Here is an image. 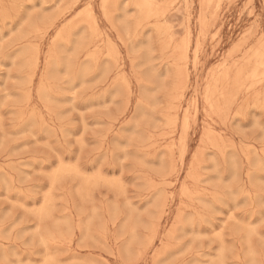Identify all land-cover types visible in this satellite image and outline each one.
<instances>
[{"label":"rangeland","instance_id":"374dc122","mask_svg":"<svg viewBox=\"0 0 264 264\" xmlns=\"http://www.w3.org/2000/svg\"><path fill=\"white\" fill-rule=\"evenodd\" d=\"M52 1L0 0V264H264V0Z\"/></svg>","mask_w":264,"mask_h":264},{"label":"bare ground","instance_id":"6f19581e","mask_svg":"<svg viewBox=\"0 0 264 264\" xmlns=\"http://www.w3.org/2000/svg\"><path fill=\"white\" fill-rule=\"evenodd\" d=\"M16 1H17V0H16ZM74 1H75V0H74ZM78 1H79V0H78ZM90 1H91V0H90ZM100 1H101V0H100ZM105 1H106V0H105ZM118 1H119V0H118ZM126 1H127V0H126ZM190 1H191V0H190ZM199 1H200V0H199ZM207 1H210V0H207ZM211 1H212V0H211ZM217 1H218V0H217ZM217 1H216V3H217ZM228 1H229V0H228ZM14 2H15V1H14ZM20 2H21V0H20ZM52 2H54V0H53ZM201 2H202V1H201ZM203 2H204V1H203ZM220 2H221V1H220ZM222 2H223V1H222ZM230 2H234V0H233V1L230 0ZM247 2H248V1H247ZM252 2H253V1H252ZM76 3H78V2L76 1ZM100 3H101V2H100ZM109 3H110V1H109ZM123 3H124V2H123ZM131 3H133V2H131ZM190 3H191V2H190ZM210 3H211V2H210ZM213 3H214V2H213ZM250 3H251V1H250ZM8 4H9V3H8ZM20 4H21V3H20ZM51 4H52V3H51ZM154 4H155V3H154ZM187 4H188V3L186 2V5H187ZM192 4H193V3H192ZM208 4H209V3H208ZM246 4H248V3H246ZM1 5H2V4H1ZM9 5H10V4H9ZM100 5H101V4H100ZM200 5H201V4H200ZM220 5H221V4H220ZM10 6H11V5H10ZM12 6H13V5H12ZM12 6H11V7H12ZM131 6H132V5H131ZM187 6H188V5H187ZM203 6H204V4H203ZM205 6H206V5H205ZM205 6H204V7H205ZM228 6H229V5H228ZM0 7H1V6H0ZM18 7H20V6H17V8H18ZM66 7H67V10H68V6H67V5H66ZM66 7H65L64 9H66ZM72 7H73V6H72ZM72 7H71V8H72ZM101 7H102V5H101ZM108 7H109V6H108ZM113 7H114V5H113ZM133 7H134V6H133ZM155 7H156V6H155ZM155 7H154V8H155ZM201 7H202V5H201ZM204 7H203V8H204ZM214 7H215V4H214ZM13 8H14V10H13ZM102 8H103V7H102ZM102 8H101V10H102ZM135 8H136V7H135ZM191 8H192V5H191ZM3 9H4V8H3ZM72 9H73V8H72ZM72 9H69V10H72ZM115 9H116V8H115ZM136 9H137V8H136ZM136 9H135V10H136ZM201 9H202V8H201ZM204 9H206V7H205ZM204 9H202V11H203ZM210 9H212V7H211ZM210 9H209V10H210ZM215 9H216V8H215ZM12 10L16 13V8H15L14 6L12 7ZM12 10H11V12H12ZM18 10H19V9H18ZM158 10L160 11V8H159ZM161 10H162V9H161ZM206 10H207V9H206ZM3 11H4V10H3ZM61 11H64V10H60V11H59L60 13L63 14V12H61ZM90 11H92V10H90ZM185 11H186V8H185ZM188 11H189V10H188ZM202 11H201V12H202ZM211 11H214V8H213V10H211ZM211 11H210L211 14H214V13H215V12H211ZM219 11H220V10H219ZM219 11H218V12H219ZM6 12H7V11L5 10L4 13H6ZM14 12H12V13H14ZM65 12H66V10H65ZM98 12H99V11H98ZM104 12H105V9H104ZM114 12H115V11H114ZM114 12H112V13H114ZM163 12H164V11H163ZM203 12H205V10H204ZM218 12H217L216 14H218ZM251 12H252V11H251ZM253 12H254V10H253ZM17 13H18V12H17ZM17 13H16V14H17ZM112 13H111V14H112ZM138 13H139V11H138ZM138 13H137V14H138ZM165 13H166V12H165ZM205 13H206V12H205ZM1 14H2V13L0 12V16H1ZM9 14H10V13H7V15H9ZM111 14H110V19H112V15H111ZM188 14H189V13H188ZM208 14H209V13H208ZM252 14H253V13H252ZM2 15H3V14H2ZM60 15H61V14H59V15H57V16H60ZM83 15H84V14H83ZM108 15H109V14H108ZM152 15H153V14H152ZM202 15H203V14H201V16H202ZM250 15H251V13H250ZM4 16H6V15L4 14ZM17 16H18V14H17ZM93 16H94V14H93ZM103 16H105V15L103 14ZM199 16H200V14H199ZM248 16H249V14H248ZM2 17H3V16H2ZM202 17H203V16H202ZM205 17H206V16H205ZM240 17H241V16H240ZM57 18L60 19V17H57ZM158 18H159V16H158ZM161 18H162V17H161ZM189 18H190V17H189ZM213 18H215V16H214ZM1 19H3V18H0V20H1ZM54 19H55V18H54ZM54 19H52V20L54 21ZM91 19H92V17H91ZM105 19H106V18H105ZM139 19H140V18H139ZM142 19H143V18H142ZM159 19H160V18H159ZM201 19H202V18H201ZM106 20H109V19L107 18ZM156 20L158 21V19H156ZM156 20H155V21H156ZM166 20H167V19H166ZM184 20H185V18H184ZM186 20H187V19H186ZM202 20H203V19H202ZM206 20H207V19H206ZM6 21H8V18H7ZM48 21H50V20H48ZM53 21H52V22H53ZM75 21H77V20H75ZM83 21H84V20H83ZM109 21H110V20H109ZM111 21H112V20H111ZM111 21H110V22H111ZM136 21H137V20H136ZM4 22H5V21H4ZM10 22H11V21H10ZM10 22H9V23H10ZM56 22H57V21H56ZM81 22H82V21H81ZM106 22H107V21H106ZM137 22H138V21H137ZM139 22H140V21H139ZM144 22H145V21H144ZM144 22H143V23H144ZM201 22H202V21H201ZM1 23H2V21H1ZM47 23H48V22H47ZM75 23H76V22H75ZM88 23H89V21H88ZM91 23H92V22H91ZM186 23H187V22H186ZM209 23L211 24V21H210ZM213 23L215 24V22H213ZM48 24H49V23H48ZM48 24H47V25H48ZM84 24H85V23H84ZM139 24H142V21H141V23H139ZM145 24H146V22H145ZM158 24H159V23H158ZM163 24H166V23H163ZM167 24H168V23H167ZM210 24H208V25L210 26ZM50 25H51V23H50ZM53 25H54V24H53ZM63 25H64V24H63ZM71 25H72V24H71ZM80 25H82V24L80 23ZM80 25H79V26H80ZM150 25H151V24H150ZM152 25H155V23H153ZM152 25H151V26H152ZM211 25H212V24H211ZM37 26H38V25H37ZM37 26H36V28H39V27H37ZM45 26H46V25H45ZM61 26H62V25H61ZM111 26H112V25H111ZM147 26H149V24L146 25V27H147ZM42 27L44 28L43 25H42ZM47 27H48V26H47ZM52 27H53V26H50V29H51ZM143 27H145V26H143ZM146 27H145V28H146ZM182 27H183V26H182ZM184 27H185V26H184ZM186 27H187V25H186ZM201 27H202V30H203V29H204L203 26H201ZM211 27H213V25H212ZM36 28L34 27L33 30H35ZM68 28H69V27H68ZM68 28H67V29H68ZM139 28H140V27H139ZM208 28H209V27H208ZM213 28H214V27H213ZM256 28H257V27H256ZM40 29H41V28H40ZM45 29H46V28H45ZM45 29H41V31H43V33H45V32H46V31L44 32ZM59 29H60V28H59ZM67 29H66V30H67ZM93 29H94V27H93ZM95 29H97V28L95 27ZM189 29H190V28H189ZM206 29H207V28H206ZM33 30H32V31H33ZM91 30H92V29H91ZM98 30H99V28H98ZM138 30H139V29H138ZM150 30H151V29H150ZM168 30H169V29H168ZM185 30H186V29H185ZM185 30H184V31H185ZM199 30H200V26H199ZM202 30H201L200 33H202ZM217 30H218V29H217ZM32 31H30V32H32ZM41 31H40V32H41ZM48 31H49V29H48ZM99 31H100V30H99ZM156 31H157V30H156ZM162 31H163V30H162ZM207 31L209 32L210 29L207 30ZM66 32H67V31H66ZM66 32H65V33H66ZM68 32H69V31H68ZM70 32H71V31H70ZM89 32H90V31H89ZM94 32H95V31H94ZM256 32H257V31H256ZM32 33H35V32H32ZM32 33H31V34H32ZM103 33H104V32H103ZM157 33H158V32H157ZM185 33H186V32H185ZM189 33H190V32H189ZM205 33H206V32L204 31V34H205ZM247 33H249V32H247ZM247 33H246V34H247ZM31 34L29 33V34H27V35H31ZM39 34H40V33H39ZM91 34H92V33H91ZM100 34H101V33H100ZM104 34H105V33H104ZM137 34H139V31H138ZM137 34H136V35H137ZM160 34H161V32H160ZM217 34H218V33H217ZM44 35H45V34H44ZM46 35H47V32H46ZM96 35L99 36L98 34H96ZM96 35H95V36H96ZM101 35H102V34H101ZM105 35H106V34H105ZM116 35H117V33H116ZM165 35H166V34H165ZM168 35H169V34H168ZM168 35H167V36H168ZM206 35H207V33H206ZM212 35H213V34H212ZM253 35H255V33H254ZM34 36H36V35H34ZM37 36H38V35H37ZM63 36H64V34H63ZM65 36H68L67 33L65 34ZM137 36H138V35H137ZM141 36H142V35H141ZM159 36H160V35H159ZM185 36H186V34H185ZM188 36H190V35H188ZM197 36H198V35H197ZM26 37H29V36H26ZM41 37L43 38V37H45V36H41ZM70 37H71V36H70ZM99 37H100V36H99ZM134 37H135V34H134ZM157 37H158V36H157ZM186 37H187V36H186ZM191 37H192V36H191ZM191 37H190V38H191ZM201 37L204 38L203 36H201ZM206 37H207V36H206ZM215 37H216V36H215ZM241 37H242V36H241ZM262 37H263V36H262ZM29 38H30V37H29ZM36 38H37V37H35L34 40L32 39V41H35V40L38 39V38H37V39H36ZM67 38H68V37H67ZM96 38H97V37H96ZM96 38H95V41H96ZM119 38H121V37H119ZM138 38H139V37H138ZM158 38H159V37H158ZM165 38H166V36H165ZM187 38H188V37H187ZM249 38H250V36H249ZM259 38H261V36H260ZM43 39H44V38H43ZM63 39H64V38H63ZM89 39H90V42H91V35H90ZM98 39H100V38H98ZM121 39H122V38H121ZM167 39H168V37H167ZM167 39H165V40L163 39V40L166 41ZM197 39H198V38H197ZM214 39H215V38H214ZM242 39H243V38H242ZM247 39H248V38H247ZM247 39H245V40H247ZM262 39H264V38H262ZM38 40H39V39H38ZM52 40H53V39H52ZM52 40H51V41H52ZM73 40H74V39H73ZM92 40H93V39H92ZM107 40H108V39H107ZM107 40H106V37H105V41H107ZM109 40H110V39H109ZM123 40H124V39H123ZM172 40H173V39H172ZM186 40H187V39H186ZM211 40H212V38H211ZM41 41H42V40H41ZM51 41H50V42H51ZM53 41H54V40H53ZM56 41H57V44H58L59 40L57 39ZM61 41H62V40H61ZM68 41H69V40H68ZM78 41H80V40H78ZM95 41H94V43H95ZM118 41H119V40H118ZM189 41H190V40H189ZM219 41H220V40H219ZM243 41H244V40H243ZM243 41H240V42H243ZM262 41H263V40H262ZM80 42H81V41H80ZM102 42H103V41H102ZM119 42H120V41H119ZM169 42H171V41H169ZM190 42H191V41H190ZM247 42H248V41H247ZM260 42H261V41H260ZM59 43H60V42H59ZM61 43H62V42H61ZM66 43H67V41H66ZM66 43H65V44H66ZM105 43H106V42H105ZM111 43H112V42H111ZM162 43H163V42H162ZM166 43H167V42H166ZM176 43H177V42H176ZM178 43H179V42H178ZM178 43H177V44H178ZM181 43H182V42H181ZM196 43H197V41H196ZM218 43H219V42H218ZM218 43H217V44H218ZM238 43H239V42H238ZM238 43H236V44L238 45ZM245 43H246V42H245ZM30 44H31V46H32V43H30ZM33 44H35V43H33ZM67 44H70V43L68 42ZM76 44H77V43H76ZM158 44L161 45V42H160V43L158 42ZM189 44H190V43H189ZM203 44H204V42H203ZM259 44H260V43H259ZM27 45H28V44H27ZM100 45H101V44H100ZM100 45H99V46H100ZM105 45H106V44H105ZM122 45H123V44H122ZM174 45H175V44H174ZM186 45H187V44H186ZM198 45H199V44H198ZM218 45H219V44H218ZM218 45H216V47H217ZM255 45H256V44H255ZM263 45H264V44H263ZM263 45H261V47H262ZM55 46H56V45H55ZM87 46H88V45H87ZM87 46H86V47H87ZM164 46H165V45H164ZM178 46H179V45H178ZM182 46H183V44H182ZM182 46H180L181 49H182ZM189 46H190V45H189ZM196 46H197V44H196ZM202 46H203V45H202ZM233 46H234V45H233ZM239 46H240V45H239ZM239 46H238V48H239ZM241 46L243 47L244 45L241 43ZM28 47H29V45H28ZM38 47H39V46H38ZM53 47H54V46H53ZM78 47H79V46H76V47H74V48H77V50H78ZM102 47H103V44H102ZM114 47H115V49H117L116 45H115ZM123 47H124V46H123ZM159 47H160V46H159ZM176 47H177V46H176ZM250 47H252V46H250ZM255 47H257V46H255ZM25 48L27 49V46H26ZM29 48L31 49V47H29ZM65 48H66V47H65ZM94 48H95V47H94ZM161 48H162V47H161ZM32 49H33V47H32ZM34 49H35V48H34ZM38 49H39V48H38ZM62 49H64V48L62 47ZM62 49H61V51H63ZM88 49H89V48H88ZM100 49H101V48H100ZM106 49L109 50L108 48H106ZM169 49H170V48H169ZM181 49H180V52H177V51L179 50V48H178V50H177L176 52H173V54H174V53H176L175 55H178V53L180 54V53H181ZM194 49H196V47H195ZM198 49H199V48H198ZM198 49H197V50H198ZM231 49H232V48H231ZM236 49H237V48H236ZM262 49H264V48H262ZM73 50L75 51V49H73ZM84 50H85V48H84ZM84 50H83V51H84ZM96 50H97V49H96ZM197 50H193V52L195 51V53H196ZM240 50H241V48H240ZM254 50H255V49H254ZM260 50H261V49H260ZM23 51H24V50H23ZM28 51H29V50H28ZM38 51H39V50H38ZM48 51H49V50H48ZM50 51H52V50H50ZM86 51H87V50H86ZM91 51H92V50H91ZM94 51H95V50H94ZM97 51H98V50H97ZM115 51H116V50H115ZM168 51H169V50H168ZM188 51H189V50H188ZM230 51H231V50H230ZM234 51H235V50H234ZM25 52H26V51H25ZM53 52H55V50H54ZM260 52H261V51H260ZM262 52H263V51H262ZM50 53H51V52H50ZM88 53H90V52H88ZM88 53H87V54H88ZM118 53H119V52H118ZM212 53H213V52H212ZM111 54H114V52H112ZM170 54H171V53H170ZM173 54H172V55H173ZM196 54H198V53H196ZM235 54H236V53H235ZM235 54H234V56H235ZM250 54H251V53H250ZM250 54H249V55H250ZM48 55H49V52H48ZM50 55H52V54H50ZM85 55H86V54H85ZM107 55H108V53H107ZM109 55H110V54H109ZM181 55H182V54H181ZM211 55H212V54H211ZM249 55H248V56H249ZM27 56H28V55H27ZM27 56H26V57H27ZM31 56H32V55H31ZM31 56L29 55V57H31ZM74 56H75V55H74ZM100 56H101V55H100ZM110 56H111V57H112V56L114 57V55H110ZM119 56H120V55H119ZM38 57H39V56H38ZM47 57H49V56H47ZM53 57H56L55 54H53ZM53 57H52V58H53ZM115 57H116V56H115ZM115 57H114V58H115ZM178 57L181 59V57H180L179 55H178ZM193 57L195 58L194 55H193ZM210 57H211V56H210ZM232 57H233V56H232ZM262 57H263V56H262ZM262 57H261V58H262ZM31 58H32V57H31ZM35 58H36V57H35ZM35 58H34V59H35ZM50 58H51V57H50ZM60 58H61V57H60ZM60 58L58 57V59H60ZM70 58H71V57H70ZM70 58H69V59H70ZM97 58H98V57H97ZM104 58H105V57H104ZM109 58H110V57H109ZM194 58H193V59H194ZM246 58H247V57H246ZM32 59H33V58H32ZM44 59H45V57H44ZM53 59H54V58H53ZM98 59H99V58H98ZM116 59H117V58H116ZM177 59H178V58H177ZM225 59H226V58H225ZM227 59H228V58H227ZM230 59H231V58H230ZM244 59H245V58H244ZM251 59H252V58H251ZM263 59H264V58H263ZM30 60H31V59H30ZM47 60H48V58H47ZM47 60H46V61L44 60V62H48ZM51 60H52V59H51ZM94 60H95V59H94ZM103 60H104V59H103ZM118 60H119V59H118ZM173 60H175V59L173 58ZM195 60H197V57L195 58ZM236 60H238V59H236ZM236 60H235V61H236ZM248 60H249V59H248ZM252 60H253V59H252ZM257 60H258V59H256V61H257ZM27 61L29 62V58H28ZM31 61H32V60H31ZM33 61H34V60H33ZM35 61L37 62V60H35ZM56 61H57V60H56ZM75 61H77V60H75ZM95 61H96V60H95ZM95 61H94V63H95V65H96V62H95ZM105 61H106V60H105ZM110 61H111V60H110ZM116 61H117V60H116ZM181 61H182V60H181ZM187 61H188V60H187ZM187 61H186V62H187ZM223 61H224V60H223ZM253 61H255V60H253ZM259 61H260V60H259ZM262 61H263V60H262ZM44 62H43V63H44ZM59 62H60V60H59ZM64 62H65V61H64ZM71 62H72V60H71ZM87 62L90 63V62H89V59L87 60ZM112 62H113V61H112ZM173 62H174V61H173ZM177 62L180 63L178 60H177ZM177 62H176V64H177L176 66H179ZM186 62H185V63H186ZM194 62H195V61H194ZM226 62H227V61H226ZM245 62H246V61H245ZM49 63H50V62H49ZM49 63H48V64H49ZM52 63H53V61H52ZM52 63H50V65H51ZM62 63H63V62H62ZM103 63H104V62H103ZM116 63H117V62H116ZM183 63H184V62H183ZM241 63H243V61H242ZM249 63H250V62H249ZM26 64H27V62H26ZM26 64H25V68H26L27 65H29V64H27V65H26ZM59 64H60V63H59ZM69 64H70V63H69ZM97 64H98V63H97ZM100 64H101V63H100ZM100 64H99V65H100ZM117 64H118V63H117ZM239 64H240V62H239ZM263 64H264V63H263ZM75 65H76V63H75ZM75 65H73V66L75 67ZM89 65H90V67H91V64H89ZM174 65H175V64L173 63V67H175ZM187 65H188V64H187ZM192 65L195 66V63H193ZM219 65H220V64H219ZM229 65H231V64H229ZM237 65H238V64H237ZM240 65H241V64H240ZM243 65H244V64H243ZM243 65H242V68H243ZM251 65H252V63H251ZM48 66H49V65H48ZM52 66H53V64H52ZM59 66H60V65H59ZM113 66H114V65H113ZM117 66H118V65H117ZM185 66H186V64H185ZM238 66H239V65H238ZM27 67H29V66H27ZM33 67H34V66H33ZM33 67H32V69H33ZM36 67H37V66H35V68H36ZM49 67H51V66H49ZM54 67H55V65H54ZM120 67H121V66H120ZM182 67H183V66H180V68H182ZM213 67H215V66H213ZM213 67H212V68H213ZM218 67H219V66H218ZM249 67H251L250 64H249ZM252 67H253V66H252ZM252 67H251V68H252ZM51 68H52V67H51ZM75 68H76V67H75ZM92 68H93V67H92ZM122 68H123V67H122ZM192 68H193V66H192ZM231 68H232V67H231ZM235 68H236V67H235ZM237 68H238V67H237ZM28 69H29V68H27L26 71H29ZM30 69H31V67H30ZM47 69H48V67H47ZM52 69L54 70V68H52ZM115 69H117V68H115ZM220 69H222V68H220ZM220 69H219V70H220ZM233 69H234V68H233ZM255 69H256V68H255ZM57 70H59V69H57ZM57 70H56V71H57ZM96 70H97V66H96ZM96 70H95V71H96ZM182 70L184 71V69H182ZM216 70H218V69L216 68ZM223 70H224V69H223ZM247 70H248V67H247L246 71H247ZM30 71L32 72V70H30ZM46 71H48V70H46ZM56 71H53V72H56ZM76 71H77V70H76ZM118 71H119V70H118ZM183 71H181V73H182ZM213 71L216 73L215 70H213ZM234 71H235V69H234ZM253 71H254V70H253ZM41 72H42V71H41ZM44 72H45V71H44ZM48 72H49V71H48ZM53 72L50 71L49 74H52ZM184 72H186V71H184ZM222 72H223V71H222ZM250 72H251V71H248V73H250ZM258 72H259V71H258ZM57 73H58V72H57ZM75 73H76V72H75ZM176 73H177V72H176V69H175V74H176ZM27 74H28V73H27ZM34 74H35V73H34ZM87 74H88V73H87ZM122 74H123V73H122ZM122 74H121V75H122ZM182 74H183V75H180V76H184V77L186 78V73H185V75H184V73H182ZM206 74H207V73H206ZM210 74H211V73H210ZM221 74H222V73H221ZM244 74H245V73H244ZM246 74H247V72H246ZM29 75H30V74H29ZM31 75H32V74H31ZM41 75H42V73H41ZM75 75H76V74H75ZM176 75H177V74H176ZM207 75H208V74H207ZM217 75H218V74H217ZM217 75H216V76H217ZM228 75H229V74H228ZM230 75H231V74H230ZM230 75H229V78H230ZM22 76H23V75H22ZM85 76H87V75H85ZM116 76H117V75H116ZM118 76H119V74H118ZM219 76H220V75H219ZM245 76H246V75H245ZM43 77H44V76H43ZM43 77H42V78H43ZM178 77H179V76H178ZM184 77H183V79H184ZM207 77H208V76H207ZM207 77H206V78H207ZM26 78H27V77H26ZM39 78H40V76H39ZM44 78H45V77H44ZM44 78H43V80H44ZM120 78H123V77H120ZM125 78H126V77H125ZM180 78H181V77H180ZM180 78H179V79H180ZM206 78H205V79H206ZM214 78H215V77H214ZM220 78H221V77H220ZM242 78L245 79L244 77H242ZM40 79H41V78H40ZM46 79H47V78H46ZM116 79H117V77H116ZM116 79H115V81H116ZM231 79H232V78H231ZM249 79H251V78L249 77ZM260 79H261V78H260ZM126 80H127V79H126ZM212 80H213V79H212ZM212 80H211V81H212ZM214 80H215V79H214ZM256 80H257V79H256ZM118 81H119V78H118ZM118 81H117V82H118ZM121 81H122V80H121ZM195 81H197V80L195 79ZM219 81H220V80H219ZM227 81L229 82V80H227ZM249 81H250V80H249ZM249 81H248V82H249ZM254 81H255V80H254ZM254 81H252V82H254ZM44 82H46V81H44ZM48 82H50V79H49V81H47L46 83H48ZM127 82H128V81H127ZM130 82H131V81H130ZM187 82H188V81H187ZM187 82H186V83H187ZM212 82H213V81H212ZM212 82H208V83H212ZM230 82H232V80H230ZM230 82H229V83H230ZM241 82H242V81H241ZM25 83H26V82H25ZM42 83H43V82H42ZM119 83H120V82H119ZM119 83H117L116 85H118ZM184 83H185V82H184ZM184 83H183V84H184ZM208 83H207V84H208ZM225 83H226V82H224V84H225ZM232 83H233V82H232ZM250 83H251V81H250ZM262 83H263V82H262ZM30 84H31V83H30ZM52 84H53V83H52ZM218 84H219V86H220V83H218ZM48 85H49V88L52 87V86H50L49 83H48ZM120 85H121V83H120ZM120 85H119V86H120ZM195 85H196V83H195ZM205 85H206V84H205ZM205 85H204V86H205ZM212 85H214V84H211V87H212ZM248 85H249V84H248ZM122 86H123V84H122ZM122 86H121V87H122ZM206 86H207V85H206ZM230 86H231V85H230ZM238 86H239V85H238ZM243 86H244V85H243ZM257 86H258V85H257ZM257 86H256V87H257ZM260 86H261V84H260ZM45 87H46V86H45ZM56 87H58V86H56ZM121 87H120V88H121ZM180 87H181V86H180ZM182 87H183V86H182ZM217 87H218V86H217ZM228 87H229V86H228ZM231 87H233V84H232ZM240 87H241V86H240ZM52 88H53V87H52ZM222 88H223V87H222ZM246 88H247V87H246ZM246 88H245V89H246ZM254 88H255V86H254ZM36 89H37V88H36ZM47 89H48V88H47ZM124 89H125V87H124ZM185 89H186V88H185ZM194 89H195V88H194ZM212 89H213V88H212ZM220 89H221V88H219V89L217 88V89H216L217 92H218V90L220 91ZM224 89H225V88H224ZM227 89H229V88H227ZM243 89H244V88H242V90H243ZM259 89H260V88H259ZM263 89H264V88H263ZM29 90H30V89H29ZM29 90H27V91H29ZM50 90H51V89H50ZM129 90H130V88L128 89V92H129ZM181 90H183V88H182ZM205 90H206V89H205ZM210 90H211V88H210ZM234 90H236V89H234ZM51 91H52V90H51ZM54 91H55V90H54ZM126 91H127V90H126ZM126 91L124 90V92H126ZM184 91H185V90H184ZM202 91H204V90H202ZM227 91H228V90H227ZM249 91H250V90H249ZM259 91H260V90H259ZM47 92H48V91H47ZM52 92H53V91H52ZM128 92H126L127 95H128ZM182 92H183V91H182ZM182 92H181V93H182ZM206 92H207V91H206ZM231 92L233 93V90H232ZM231 92H230V94H231ZM244 92L246 93V90H245ZM256 92H258V91H256ZM262 92H263V91H262ZM48 93H49V92H48ZM58 93H59V92H58ZM194 93H196V91H194ZM202 93H203V92H202ZM209 93H210V92H209ZM209 93H207V94L205 93V94L208 95ZM214 93H215V91H214ZM223 93H224V91H223ZM235 93H236V92H234V94H235ZM237 93H238V92H237ZM239 93H240V92H239ZM253 93H254V91H253ZM26 94H28V92H27ZM26 94H25V95H26ZM29 94H31V92H30ZM130 94H131V93H130ZM227 94H228V93H227ZM23 95H24V94H23ZM36 95H37V94H36ZM49 95H50V93H49ZM53 95H54V93H53ZM58 95L61 96V91H60V94H58ZM166 95H167V94H166ZM166 95H165V96H166ZM175 95H176V94H175ZM182 95H183V93H182ZM209 95H210V94H209ZM228 95H229V94H228ZM255 95H256V94H255ZM257 95H258V94H257ZM262 95H263V94H262ZM55 96L57 97L56 94H55ZM212 96H213V95H212ZM215 96H216V95H215ZM215 96H214V98H215ZM238 96H239V95H238ZM30 97H31V96H30ZM53 97H54V96H53ZM129 97H130V96H129ZM179 97H182V98H183V96H179ZM226 97H227V96H226ZM254 97H255V96H254ZM260 97H261V96H260ZM263 97H264V96H263ZM263 97H262V98H263ZM22 98L24 99V98H26V97H23V96H22ZM54 98H55V97H54ZM57 98H58V97H57ZM207 98H208V97H207ZM233 98H234V97H233ZM233 98H232V99H233ZM255 98H256V97H255ZM43 99H44V98H43ZM51 99H52V98H51ZM173 99H174V98H172V100H173ZM212 99H213V98H212ZM232 99H231V100H232ZM236 99H237V98H236ZM253 99H254V98H253ZM258 99H259V98H258ZM258 99H257V100H258ZM24 100H25V99H24ZM24 100H23V101H24ZM46 100H47V99H46ZM138 100H139V99H138ZM191 100H192V99H191ZM206 100H207V99H206ZM231 100H230V101H231ZM233 100H234V99H233ZM246 100H247V99H246ZM248 100H249V98H248ZM255 100H256V99H255ZM263 100H264V99H263ZM23 101H22V102H23ZM27 101H28V104H29V102L31 103L30 99L27 100ZM175 101H176V99H175ZM203 101H204V100H203ZM220 101H221V100H220ZM48 102H49V101H48ZM171 102H172V101H170V103H169V101H168V103H169L170 105H171ZM178 102H179V101H178ZM205 102H206V101H205ZM205 102H204V103H205ZM210 102H211V101H210ZM243 102H244V101H243ZM23 103H24V102H23ZM23 103H22V104H23ZM43 103H45V102H43ZM172 103H173V102H172ZM220 103H221V102H220ZM232 103L234 104V102H232ZM247 103H248V102H246V104H247ZM26 104H27V103H26ZM41 104H42V103H41ZM222 104H223V102H222ZM262 104H263V103H262ZM196 105H197V104H196ZM207 105H208V104H207ZM248 105H249V103H248ZM259 105H260V104H259ZM27 106H28V105H27ZM34 106H35V105H34ZM43 106H44V104H43ZM43 106H42V107H43ZM49 106H51V104H50ZM212 106H213V105H212ZM220 106H221V104H220ZM241 106H242V105H241ZM47 107H48V106H47ZM181 107H182V106H181ZM181 107H180V108H181ZM221 107H222V106H221ZM238 107H239V106H238ZM246 107H248V106H246ZM252 107H254V106H252ZM256 107H258V106L256 105ZM34 108H35V107H34ZM44 108H45V106H44ZM48 108H49V107H48ZM166 108H168V106H166ZM173 108H174V107H173ZM193 108H194V107H193ZM193 108H192V110H193ZM208 108H209V106H208ZM215 108H216V107H215ZM223 108H224V107H223ZM254 108H255V107H254ZM258 108H259V107H258ZM185 109H186V108H185ZM238 109H239V108H238ZM240 109H241V107H240ZM209 110H210V109H209ZM221 110H223V109H221ZM224 110H225V109H224ZM253 110H254V109H253ZM257 110H258V109H256V112H258ZM259 110H263V109L260 108ZM27 111H28V110H27ZM38 111H39V110H38ZM38 111H37V112H38ZM47 111H48V110H47ZM202 111H203V110H202ZM210 111H211V110H210ZM238 111H239V110H238ZM34 112H35V109H34ZM165 112H169V111H167V110L165 109ZM188 112H189V111H188ZM203 112H204V111H203ZM213 112H214V111H213ZM243 112H244V111H243ZM253 112H254V111H253ZM259 112H260V111H259ZM205 113H207V112H205ZM208 113L213 114V113H211V112H208ZM239 113H240V111H239ZM21 114H22V113H21ZM23 114H24V113H23ZM34 114H35V113H34ZM51 114H52V113H51ZM166 114H167V113H166ZM166 114H165V115H166ZM168 114H169V113H168ZM217 114H218V113H217ZM235 114H236V111H235ZM235 114H234V117H237V116H235ZM25 115H26V113H25ZM27 115H28V114H27ZM29 115H30V114H29ZM207 115H209V114H207ZM223 115H225V114H223ZM237 115H238V114H237ZM242 115H243V114H242ZM244 115H245V113H244ZM261 115H262V113H261ZM21 116H22V115H21ZM23 116H24V115H23ZM40 116H41V115H40ZM47 116H48V115H47ZM161 116H163V115H161ZM187 116H188V114H187ZM189 116H190V115H189ZM209 116H211V115H209ZM215 116H216V115H215ZM35 117L38 118V116H36V115H35ZM42 117H43V116H42ZM54 117H55V116H54ZM164 117H165V116H164ZM168 117H169V115H168ZM171 117H174V116L171 115ZM182 117H183V116H182ZM232 117H233V115H232ZM238 117H239V115H238ZM241 117H242V116H241ZM244 117H245V116H244ZM37 118H36V119H37ZM50 118H51V117H50ZM177 118H178V117H177ZM184 118H185V117H184ZM190 118H191V117H190ZM193 118L195 119V116H193ZM162 119H164V118H162ZM188 119H189V118H188ZM219 119H220V118H219ZM232 119H233V118H232ZM236 119H237V118H236ZM240 119H241V118H240ZM175 120H176V119H175ZM175 120H174V121H175ZM182 120H183V118H182ZM189 120H191V119H189ZM192 120H193V119H192ZM209 120H210V119H209ZM40 121H41V120H40ZM165 121H166V120H165ZM168 121H169V120H168ZM172 121H173V120H172ZM193 121H195V120H193ZM218 121H221V120H218ZM195 122H196V121H195ZM213 122H214V121H213ZM40 123H41V122H40ZM211 123H212V122H211ZM222 123H223V122H222ZM222 123L220 122V124H222ZM42 124H44V123L42 122ZM42 124H39V125H42ZM166 124H168V123H166ZM194 124H196V123H194ZM213 124H216V123L214 122ZM164 125H165V124H164ZM176 125H177V124H176ZM205 125H206V124H205ZM188 126H189V124H188ZM162 127H163V126H162ZM164 127H165V126H164ZM190 127H191V126H190ZM170 128H171V127H170ZM170 128H169V129H170ZM173 128H174V127H173ZM167 129H168V128H167ZM171 130H172V128H171ZM175 130H176V129H175ZM168 131H169V130H168ZM187 131H189V128H188ZM137 132H138V131H137ZM202 132H203V131H202ZM214 132H215V131H214ZM160 133H161V132H160ZM166 133H167V132H166ZM185 133H187V132L185 131ZM205 133H206V132H205ZM174 134H175V133H174ZM213 134H214V133H213ZM217 134H218V133H217ZM163 135L165 136V133H164ZM167 135H170V134L167 133ZM167 135H166V138H167ZM180 135H182V134H180ZM185 135H186V134H185ZM185 135L183 136L184 138H185ZM219 135H220V134H219ZM136 136H137V135H136ZM139 137H140V136H139ZM183 137H182V138H183ZM208 137H209V136H208ZM214 137H215V136H214ZM166 138H162V139H166ZM179 138H180V137H179ZM212 138H213V137H212ZM212 138L210 139V137H209V140H210V141H211V140L213 141L214 139H212ZM215 138H216V137H215ZM201 139H202V138H201ZM225 140H227V139H225ZM183 141H185V140H183ZM201 141H202V140H201ZM218 141H220V140H218ZM218 141H217V142H218ZM155 142H156V141H155ZM202 142H204V140H203ZM220 142H221V141H220ZM156 143H159V142H156ZM167 143H168V145H169L170 142H167ZM167 143H166V145H167ZM215 143H216V142H215ZM215 143H214V144H215ZM154 144H155V143H153L152 145H154ZM171 144H172V143H171ZM173 144H174V143H173ZM177 144H178V143H177ZM183 144H184V142H183ZM208 144H211V143H208ZM227 144H228V143H227ZM178 145H179V144H178ZM184 145H185V144H184ZM184 145H183V146H184ZM202 145H203V143H202ZM217 145H219V144H217ZM221 145H222V144H221ZM224 145H225V144H224ZM224 145H222V146L224 147ZM229 145H230V144H229ZM157 146H158V144H157ZM164 146H165V145H164ZM161 147H162V146H161ZM171 147H172V146H171ZM210 147H211V146H210ZM212 147H213V146H212ZM227 147H228V145H227ZM229 147H231V145H230ZM169 148H170V147H169ZM169 148H168V149H169ZM218 148L221 149V147H218ZM218 148H217V149H218ZM233 148H234V147H232V151L234 150ZM185 149H186V148H185ZM197 149L199 150V148H197ZM180 150H181V149H180ZM182 150H183V149H182ZM201 150H202V149H201ZM203 150H204V149H203ZM227 150H228V149H227ZM229 150H230V149H229ZM167 151H168V150H167ZM230 151H231V150H230ZM235 151H236V149H235ZM243 151L246 152L245 150H243ZM249 151H250V150H249ZM249 151H248V153H249ZM163 152H164V150H163ZM197 152H198V151H197ZM221 152H222V150H221ZM113 153H114V151H113ZM167 153H168V152H167ZM172 153H173V152H172ZM200 153H201V155H202V152H200ZM232 153H233V152H232ZM234 153H236V152H234ZM253 153H254V152H253ZM263 153H264V151H263ZM198 154H199V152H198ZM222 154H223V153H222ZM229 154H230V152H229ZM236 154H237V153H236ZM246 154H247V153H246ZM181 155H182V154H181ZM192 155H194V154H192ZM201 155H200V156H201ZM213 155H215V154H213ZM224 155H225V154H224ZM224 155H223V157L226 158ZM227 155H228V154H227ZM247 155H248V154H247ZM168 156H169V155H168ZM198 156H199V155H198ZM248 156H250V155H248ZM254 156H255V155H254ZM258 156H259V155H258ZM196 157H197V155H196ZM259 157H260V156H259ZM173 158H174V157H173ZM182 158H183V157H182ZM198 158H199V157H197V159H198ZM200 158H201V157H200ZM249 158H250V157H249ZM249 158H248V159H249ZM171 159H172V158H171ZM222 159H223V158H222ZM254 159H256V157H255ZM261 159H262V158H261ZM172 160H173V159H172ZM180 160H181V159H180ZM182 160H183V159H182ZM192 160H193V159H192ZM201 160H202V159H200V161H199L200 163H202ZM224 160H225V159H224ZM226 160H227V159H226ZM245 160H246V159H245ZM262 160H263V159H262ZM233 161L235 162V159H234ZM246 161L248 162L249 160H246ZM253 161H254V160H253ZM175 162H176V161H174V162H172V163L174 164ZM191 162H192V161H191ZM194 162H195V161H194ZM263 162H264V161H263ZM225 163H226V162H225ZM254 163H255V162H252V164H254ZM176 164H177V163H176ZM176 164H175V168H176ZM189 164H190V163H189ZM197 164H198V161H197ZM219 164L221 165V163H219ZM255 165H256V164H255ZM180 166H181V164H180ZM182 166H183V165H182ZM192 166H193V165H192ZM253 166H254V165H253ZM190 167H191V166H190ZM196 167H197V166H196ZM255 167H256V166H255ZM191 168H193V167H191ZM199 168H200V167H199ZM257 168H258V167H257ZM180 169H182V168H180ZM193 169H194V168H193ZM195 169H196V168H195ZM195 169H194V170H195ZM202 169H203V168H202ZM153 170H154V169H153ZM189 171H190V170H189ZM196 171H197V170H196ZM196 171H195V172H196ZM235 171H236V169H235ZM193 172H194V171H193ZM193 172L190 171L191 174H192ZM186 173H187V172H186ZM254 173H255V172H254ZM256 173H257V172H256ZM262 173H264V172H262ZM179 174H180V173H179ZM186 175H187V174H186ZM197 175H199V173H197ZM201 175H202V174H201ZM199 176H200V175H199ZM254 176H255V175H254ZM254 176H253V178H254ZM194 177H195V174H194ZM200 177H201V176H200ZM200 177H198L197 179H199ZM203 177H204V176H203ZM203 177H202V178H203ZM99 178H100V177H99ZM258 178H259V177H258ZM261 178H264V177H261ZM87 179H88V178H87ZM100 179H101V178H100ZM100 179H99V180H100ZM93 180H95V179H93ZM96 180H97V178H96ZM190 181H191V180H190ZM91 182H92V180H91ZM100 182H101V180H100ZM147 183H150V182H147ZM168 184H169V182H168ZM174 184H175V182H174ZM184 184H185V183H184ZM196 184H197V183H196ZM198 184H199V183H198ZM169 185H170V184H169ZM201 185H202V183H201ZM151 186H152V185H151ZM170 186H171V185H170ZM181 186H182V185H181ZM87 187H88V186H87ZM89 187H90V186H89ZM182 187H183V186H182ZM110 188H111V187H110ZM180 188H181V187H180ZM237 188H238V187H237ZM90 189H91V188H90ZM185 189H187V188H185ZM188 190H189V189H188ZM196 190H197V189H196ZM196 190H194V191H196ZM200 190H201V189H200ZM231 190H232V189H231ZM189 191H190V190H189ZM205 191L207 192V190H205ZM235 191H236V190H235ZM235 191H234V192H235ZM183 192H185V191H183ZM196 192H197V191H196ZM234 192H233V193H234ZM83 193H84V192H83ZM181 193H182V192H181ZM181 193H180V194H181ZM187 193H188V191H187ZM203 193L205 194V192H203ZM209 193H210V192H208V194H209ZM244 193H245V191H244ZM166 194H167V193H166ZM185 194H186V193H185ZM192 194H193V193H192ZM211 194H212V192H211ZM235 194H238V193H235ZM239 194H240V193H239ZM239 194H238V195H239ZM162 195H163V194H162ZM170 195H171V193H170ZM186 195H187V194H186ZM196 195H199V194H195V196H196ZM202 195H203V194H202ZM205 195H206V194H205ZM218 195H219V194H218ZM246 195H247V194H246ZM183 196H185V195L183 194ZM89 197H90V193H89ZM165 197H166V196H165ZM165 197H164V198H165ZM189 197H190V196H189ZM197 197H199V196H197ZM197 197H196V198H197ZM205 197H207V196H205ZM209 197H210V196H209ZM211 197H212V195H211ZM236 197H237V195H235V198H236ZM84 198H85V197H84ZM201 198H202V197H201ZM201 198H200V199H201ZM215 198L218 199V197H215ZM241 198H242V197H241ZM167 200H168V199H167ZM191 200H192V199H191ZM195 200H196V199H195ZM195 200H194V201H195ZM205 200H206V199H205ZM205 200H203V202H205ZM220 200H221V199H220ZM220 200H219V201H220ZM212 201H213V200H212ZM167 202H168V201H167ZM190 202H191V201H190ZM207 202H208V200H207ZM209 202H210V201H209ZM213 202H214V201H213ZM216 202H218V201H216ZM220 202H221V201H220ZM242 202H243V200H242ZM192 203H193V201H192ZM218 203H219V202H218ZM222 203H223V201H222ZM234 203H235V202H234ZM193 204H194V203H193ZM212 204H213V203H212ZM220 204H221V203H220ZM238 204H239V203H238ZM178 205H179V204H178ZM164 206H165V205H164ZM183 206H185V208L188 207V206H186V205H183ZM189 207H190V206H189ZM191 208H192V207H191ZM191 208H190V209H191ZM202 208H203V206H202ZM177 209H178V208H177ZM186 209H187V208H186ZM190 209H188V210H190ZM220 209H221V208H220ZM164 210H165V209H164ZM194 210H195V209H194ZM204 210H206V208L203 209V211H204ZM207 210L209 211L210 209H207ZM178 211H179V210H178ZM199 211H200V210H199ZM193 212H194V211H193ZM65 213H66V212H65ZM176 213H177V211H176ZM194 213H195V212H194ZM196 213H197V212H196ZM203 213H204V212H203ZM70 214H71V213H70ZM163 214H164V211H163ZM198 214H199V213H198ZM253 214H254V213H253ZM182 215H183V214H182ZM184 215H185V214H184ZM186 215H187V214H186ZM199 215H200V214H199ZM189 216H190V215H189ZM195 216H197V215L195 214ZM192 217H193V215H192ZM202 217H203V216H202ZM185 218H186V217H185ZM108 219H109V218H108ZM173 219H174V217H173ZM204 219H206V218H204ZM193 220H194V219H193ZM195 220H196V219H195ZM197 220H198V219H197ZM207 220H208V219H207ZM109 221H110V219H109ZM199 221H201V220H199ZM78 222H79V221H78ZM173 222H174V221H173ZM208 222H210V219H209ZM211 222H212V221H211ZM80 223H81V222H80ZM90 224H91V221H90ZM110 224L112 225V223H110ZM176 224H178V222H177ZM78 225H79V224H78ZM87 225H89V223H88ZM172 225H173V223H172ZM181 225H182L183 230H184V227H186V226H184V225H186V223H185V224L182 223ZM193 225H194V223H193ZM198 225H199V224H198ZM210 225H211V223H210ZM76 226H77V225H76ZM89 227H90V225H89ZM89 227H88V228H89ZM102 227H104V226H102ZM105 227H106V226H105ZM197 227H198V226H197ZM199 227H200V226H199ZM212 227H213V224H212ZM173 228H175V227H173ZM178 228H179V227H178ZM187 228H188V227H187ZM102 229H103V228H102ZM102 229H101V230H102ZM169 229H170V228H168V230H169ZM171 229H172V228H171ZM185 229H186V228H185ZM195 229H196V227H195ZM104 230H105V229H103L102 231H104ZM179 230H180V229H179ZM186 230H187V229H186ZM184 231H185V230H184ZM187 231H188V230H187ZM108 232H109V231H108ZM168 232H169V231H168ZM196 232H197V231H196ZM60 233H61V232H60ZM99 233H102V232H99ZM169 233H170V232H169ZM172 234H173V233H172ZM172 234H171V236H172ZM174 234H175V233H174ZM174 234H173V235H174ZM200 234H202V233H200ZM98 235H99V234H98ZM57 236H59V235H57ZM60 236H61V235H60ZM63 236H64V235H63ZM161 236H163V235H161ZM169 236H170V234H169ZM176 236H177V235H176ZM45 237H46V236H45ZM45 237H44V239H45ZM64 237H65V236H64ZM103 237H104V236H103ZM113 237H114V235H113ZM115 237H116V236H115ZM173 237H174V239H175V236H173ZM177 237H178V236H177ZM47 238H48V237H47ZM161 238H162V237H161ZM41 239H42V238H41ZM56 239H58V238H56ZM60 239H61V238H60ZM60 239H59V240H60ZM69 239H70V238H69ZM115 239H116V238H115ZM50 240H51V239H50ZM65 240H67V239H65ZM40 241H41V240H40ZM62 241H63V240H62ZM67 241H69V240H67ZM49 242L52 243V245L54 244V243L51 242V241H49ZM49 242H47V243L49 244ZM57 242H58V241H57ZM57 242H56V243H57ZM63 242H64V241H63ZM70 242H71V241H70ZM114 242H115V241H114ZM150 242H151V241H150ZM56 243H55V244H56ZM65 243H66V242H65ZM65 243H64V244H65ZM106 243H107V242H106ZM116 243H117V242H116ZM152 243H153V242H152ZM163 243H164V242H163ZM57 244H58V243H57ZM61 244H62V243H61ZM71 244H72V243H71ZM71 244H70V245H71ZM159 244H160V241H159ZM177 244H178V243H176V246H179V245H177ZM179 244H180V243H179ZM50 245H51V244H50ZM70 245H69V246H70ZM106 245H107V244H106ZM160 245H161V244H160ZM164 245H165V243H164ZM57 246H58V245H57ZM59 246H60V245H59ZM61 246H62V245H61ZM67 246H68V245H67ZM162 246H163V245H162ZM180 246H181V245H180ZM180 246H179V247H180ZM174 247H175V246H174ZM179 247H176V250H177ZM167 248H168V247H167ZM173 249H175V248H173ZM224 253H225V252H224ZM46 254H47V253H46ZM46 254H45V255H46ZM45 255H44V256H45ZM253 256H254V255H252V258H253ZM50 257H51V256H50ZM111 257H112V256H111ZM159 257H160V256H159ZM205 257H206V256H205ZM207 257H208V256H207ZM46 258H47V257H46ZM254 258H255V257H254ZM43 259H44V257H43ZM48 259H49V258H48ZM223 259H224V258H223ZM78 260L80 261V259H78ZM103 260H104V259H103ZM235 260H236V259H235ZM51 261H52V260H51ZM208 261H209V260H208ZM223 261H224V260H223ZM41 262H42V261H41ZM81 263H82V262H81ZM214 263H215V262H214ZM224 263H225V261H224ZM106 264H107V263H106ZM199 264H200V263H199ZM210 264H211V262H210Z\"/></svg>","mask_w":264,"mask_h":264}]
</instances>
